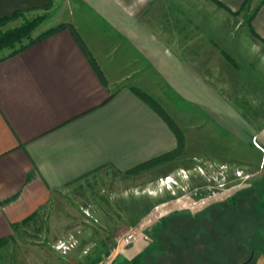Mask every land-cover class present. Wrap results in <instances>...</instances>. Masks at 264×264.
I'll use <instances>...</instances> for the list:
<instances>
[{
	"label": "crops",
	"instance_id": "1",
	"mask_svg": "<svg viewBox=\"0 0 264 264\" xmlns=\"http://www.w3.org/2000/svg\"><path fill=\"white\" fill-rule=\"evenodd\" d=\"M36 10L63 27L0 57V264L35 263L32 245L17 255L14 227L68 184L177 148L134 89L192 158L264 148V1L0 0V18Z\"/></svg>",
	"mask_w": 264,
	"mask_h": 264
},
{
	"label": "rangeland",
	"instance_id": "2",
	"mask_svg": "<svg viewBox=\"0 0 264 264\" xmlns=\"http://www.w3.org/2000/svg\"><path fill=\"white\" fill-rule=\"evenodd\" d=\"M55 16L26 12L1 25L0 33L36 18L35 37L54 27ZM11 51L0 48V57ZM252 145L260 151L256 160L250 154L248 161L233 155L196 159L182 147L131 171L99 168L16 224L17 255L29 256L32 245L34 264L96 258L97 264H244L264 257V148L255 138ZM132 229L139 237L121 245ZM58 239L75 245L64 254L55 248ZM69 255L80 257L71 262Z\"/></svg>",
	"mask_w": 264,
	"mask_h": 264
},
{
	"label": "trees",
	"instance_id": "3",
	"mask_svg": "<svg viewBox=\"0 0 264 264\" xmlns=\"http://www.w3.org/2000/svg\"><path fill=\"white\" fill-rule=\"evenodd\" d=\"M264 0H262L263 2ZM23 13L21 11H16L13 12L11 15L9 16H4L2 18H0V26L5 24L7 21L16 18L17 16L22 15ZM38 20L35 19H31L28 21H24L22 24L15 26L11 29H7L4 32L0 33V48L3 47H7V48H12L13 51L10 52V54L16 53L18 51H21L22 49H24L25 47H27L28 45L33 44L34 42L56 32L57 30H59L60 28L63 27V25H57L54 27H51L47 30H45L44 32L40 33L39 35L33 37L31 35L32 31L35 29V27L37 26ZM23 40H26V43H23ZM19 44V46L17 48L14 49L15 45ZM91 61V59H90ZM92 62V61H91ZM134 92L142 99L144 100L148 105H150L168 124V126L172 129V131L175 133L176 137H177V148L169 153L163 154L162 156H159L157 158L148 160L142 164H140L139 166L145 165L148 162H153V161H160L161 159L167 157L168 155L172 154V153H180V151L182 150L183 147V135L180 131V129L176 126V124L172 121V119L166 114V112H164V110L154 101L152 100L147 94H145L144 92L138 90V89H134ZM137 166V167H139ZM136 168V167H135ZM135 168L130 169L133 170ZM251 258H249V260L243 262L244 264H247L249 261V263H252V260H250ZM99 262V258H96L95 260L91 261L90 264H97Z\"/></svg>",
	"mask_w": 264,
	"mask_h": 264
},
{
	"label": "built area",
	"instance_id": "4",
	"mask_svg": "<svg viewBox=\"0 0 264 264\" xmlns=\"http://www.w3.org/2000/svg\"><path fill=\"white\" fill-rule=\"evenodd\" d=\"M140 235V230H129L128 233H125L122 235L121 240L119 241V243L123 246L129 245L132 242H134ZM144 236V235H143ZM142 236V237H143ZM146 237V236H144ZM75 242L74 241H63V240H59L56 244H55V248L57 250H60L62 252H66L67 250L71 249L72 247H74Z\"/></svg>",
	"mask_w": 264,
	"mask_h": 264
}]
</instances>
